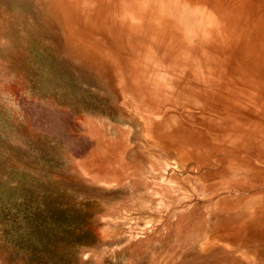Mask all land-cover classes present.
<instances>
[{"label":"rangeland","instance_id":"obj_1","mask_svg":"<svg viewBox=\"0 0 264 264\" xmlns=\"http://www.w3.org/2000/svg\"><path fill=\"white\" fill-rule=\"evenodd\" d=\"M0 264H264V0H0Z\"/></svg>","mask_w":264,"mask_h":264}]
</instances>
